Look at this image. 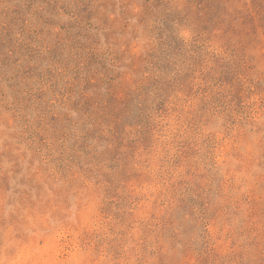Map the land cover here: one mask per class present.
Here are the masks:
<instances>
[{"label": "rangeland", "instance_id": "rangeland-1", "mask_svg": "<svg viewBox=\"0 0 264 264\" xmlns=\"http://www.w3.org/2000/svg\"><path fill=\"white\" fill-rule=\"evenodd\" d=\"M0 264H264V0H0Z\"/></svg>", "mask_w": 264, "mask_h": 264}]
</instances>
